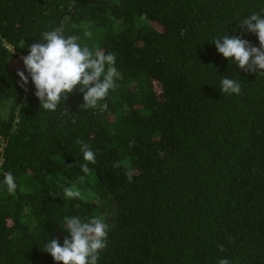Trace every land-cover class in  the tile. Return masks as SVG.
<instances>
[{
	"label": "trees",
	"instance_id": "obj_1",
	"mask_svg": "<svg viewBox=\"0 0 264 264\" xmlns=\"http://www.w3.org/2000/svg\"><path fill=\"white\" fill-rule=\"evenodd\" d=\"M258 6L0 0V180L11 171L18 183L14 194L0 187V264H56L44 242L62 243L64 216L106 220L99 264H264V76L211 44L227 33L259 47L238 28ZM60 26L94 55L116 54L107 110H80L74 92L46 112L30 82L18 85L26 46ZM220 76H237L241 93L221 94ZM77 140L96 152L87 174Z\"/></svg>",
	"mask_w": 264,
	"mask_h": 264
},
{
	"label": "clouds",
	"instance_id": "obj_2",
	"mask_svg": "<svg viewBox=\"0 0 264 264\" xmlns=\"http://www.w3.org/2000/svg\"><path fill=\"white\" fill-rule=\"evenodd\" d=\"M264 4V0H261ZM259 12L253 10L239 19L241 32L256 36L259 47L251 45L243 35L223 33L211 42L218 54L230 61V64L248 72L264 76V7ZM235 31V30H234ZM89 28H85L83 36L91 38ZM77 35H66L62 26L41 31L39 41L26 46L27 54L20 57L22 69L16 72L18 85L23 88L31 83L34 95L39 101V109L55 112L61 101L67 100L70 94H82L80 110L108 109L105 102L110 91L117 88L120 73L116 67V54L96 53L80 42ZM11 48V54L16 50ZM227 76H220L219 90L221 94L239 95L242 82ZM67 112V111H66ZM84 163L79 165L82 173H89V165L96 163V152L88 144L77 140ZM129 182L132 173L127 174ZM8 194H14L18 188L17 178L11 171L3 173L0 180ZM64 195L69 199H78L80 191L64 188ZM62 231L67 233L62 243L58 239H47L44 252L49 254L56 264H99L100 254L107 247L109 225L103 217L82 219L79 216H64ZM221 251H223L221 247ZM218 264H230L222 258Z\"/></svg>",
	"mask_w": 264,
	"mask_h": 264
}]
</instances>
